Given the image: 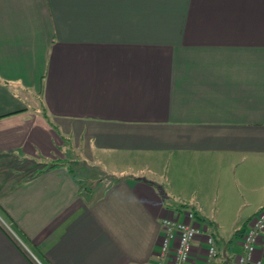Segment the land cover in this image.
Instances as JSON below:
<instances>
[{
    "label": "crops",
    "instance_id": "0c3cea01",
    "mask_svg": "<svg viewBox=\"0 0 264 264\" xmlns=\"http://www.w3.org/2000/svg\"><path fill=\"white\" fill-rule=\"evenodd\" d=\"M68 151L114 179L80 192ZM186 210L238 264L264 211V0H0V212L33 256L154 264ZM0 264H36L1 226Z\"/></svg>",
    "mask_w": 264,
    "mask_h": 264
},
{
    "label": "built area",
    "instance_id": "2783aa9c",
    "mask_svg": "<svg viewBox=\"0 0 264 264\" xmlns=\"http://www.w3.org/2000/svg\"><path fill=\"white\" fill-rule=\"evenodd\" d=\"M184 215V220H179L176 216H166L162 219L163 236L154 264H192L190 258L193 241L200 235L204 236L206 244L203 264H216L218 250L214 237L203 231L204 229L195 220L193 211L186 210ZM263 233L264 211L260 210L242 235L241 253L237 256L238 264H261L259 259L253 258V253L257 250L258 239ZM31 255L33 256L32 253ZM33 257L38 264H41L35 256Z\"/></svg>",
    "mask_w": 264,
    "mask_h": 264
},
{
    "label": "rangeland",
    "instance_id": "374dc122",
    "mask_svg": "<svg viewBox=\"0 0 264 264\" xmlns=\"http://www.w3.org/2000/svg\"><path fill=\"white\" fill-rule=\"evenodd\" d=\"M66 159L71 160L68 161V165L77 172V176L81 179L82 183L87 186L86 178L89 179V183H98L102 182L103 184L109 183L112 179H114L113 176L110 174H107L103 169H105L104 165L102 164H94L92 162H84L83 159L79 160L81 156L79 154H75L72 151H68V156L66 155ZM66 161V160H65ZM107 169H111L112 165L107 164ZM126 164V168L128 167ZM110 166V167H109ZM116 168L120 169L122 166H115ZM126 172L124 174L132 175L134 173L131 169H125ZM79 173V174H78ZM143 174V172H140ZM83 175V176H82ZM100 178V179H99ZM0 226H3L4 230L10 235V237L16 242V244L23 250L26 251L28 256L31 258L33 262L38 264L34 257L31 255L29 251H33L34 249L31 247H28L26 243L23 242L21 235L16 231L14 226L9 222V220L4 216L3 213L0 212ZM231 226H225L222 231L223 235H226L229 231H231Z\"/></svg>",
    "mask_w": 264,
    "mask_h": 264
},
{
    "label": "trees",
    "instance_id": "16d2710c",
    "mask_svg": "<svg viewBox=\"0 0 264 264\" xmlns=\"http://www.w3.org/2000/svg\"><path fill=\"white\" fill-rule=\"evenodd\" d=\"M43 114L46 115L45 112ZM66 163H67V161H65V160H52L49 162H45L42 164L43 167L41 170L38 171V173L46 171V170L54 168V167H57V166L65 165ZM70 172H73V170ZM72 175L74 176L75 174L72 173ZM75 180H76L78 187L80 189V192H81V189H83L85 185L79 179L76 178ZM244 231H245V226H241L237 230H235L233 233L231 241L237 237H242Z\"/></svg>",
    "mask_w": 264,
    "mask_h": 264
}]
</instances>
